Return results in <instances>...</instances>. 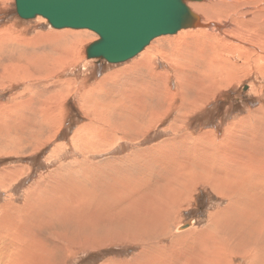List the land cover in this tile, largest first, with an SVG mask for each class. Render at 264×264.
Returning a JSON list of instances; mask_svg holds the SVG:
<instances>
[{
    "label": "rangeland",
    "instance_id": "obj_1",
    "mask_svg": "<svg viewBox=\"0 0 264 264\" xmlns=\"http://www.w3.org/2000/svg\"><path fill=\"white\" fill-rule=\"evenodd\" d=\"M196 2L202 3L203 0ZM259 4L255 1L252 2V6H259ZM252 6H248V8L252 9ZM241 11L242 9H239V12ZM199 16L202 18L200 14ZM220 21H222V17L217 21L218 24ZM245 23L244 21L243 26L246 28L254 27L251 23ZM257 23L259 24V22ZM221 28L219 31L222 32L227 29L226 26ZM63 29L51 27L47 20L41 16L23 19L15 11L14 0H0V35L3 38L6 34L10 40L6 41L7 43L0 42V99L13 98V105L16 103L25 108V155L13 154L12 157H0V169L7 166L10 170H19L23 173V176L19 180L17 178L14 185H12V181L16 176L9 174L10 178L13 177L12 180H8L11 184L9 187L11 196L0 194V206L5 202L10 203L8 214L11 217L7 220H11L12 223L17 219L14 216L22 215L23 217L18 219L14 226L0 228L1 231L10 233L0 235V252L6 253L4 243L1 242V239L6 238L10 242L9 245H5L6 247H10L11 244L12 247H17L12 249L15 257L17 256L16 252H23V248L29 254V250L35 247L32 252L37 255L38 264H134L138 262L135 260L138 256L139 258L143 256L145 260L151 258V264L160 262L169 264L171 261L181 262L180 264L186 262L205 264V259L211 258L208 250L212 251L213 247L218 245L221 247V255L212 257L210 264H215V261L216 264H259L256 255L260 254L262 259L264 258V235L257 237L255 232L251 233L250 228L239 229L235 225L236 222H233L241 220L235 205L247 208L250 206V199L253 198L243 194L257 191L252 185L246 187L247 184H244L241 188H233H238L233 195L228 191L221 195L217 189L220 182L215 185L193 180L190 177L183 181L186 187L177 186L182 181L177 182L176 179H173L177 183L172 184L173 193L171 191L168 193L162 187L163 177L171 172L163 168L166 163L165 165L158 163L157 166L149 165V167L155 168L148 170L150 177L146 176V169L137 173H125L129 174L130 179H125V181L130 186L141 184L142 186H139L141 188L137 189L149 191L150 196L147 198L151 203L146 199H143L142 202H135L143 208L146 206L154 210L147 212L149 215H144L146 218H150L146 219V222L151 223L144 225L141 229L149 230L150 234H143L137 238L133 228L139 226V223H135V221L142 214L136 208H134L136 212L129 209L125 212L114 213L118 209V205L115 200L111 199L112 186L105 185L106 187L103 188L95 186L100 181L103 184L108 183L109 179L103 181L101 176L92 178L93 174L86 178L83 175H88V173L84 174L82 171L78 172L79 178L71 177L73 170L80 166L73 165L70 160L74 157L77 159L83 157L70 154V150H67L66 154L60 155L62 160L60 157L59 159L54 157L60 151L64 152L69 146L74 148V145H70V136L79 126L88 122L82 114L88 116L102 114L100 111H94L97 106H94L95 104H92L91 100L99 102L103 107H114L119 112L125 110L120 113L123 116L138 113L139 117L150 111L144 107L145 105L156 102L158 104L157 116L165 115V117L157 126L155 125L156 129L149 133L143 144L132 143L133 146L144 148L156 139L160 141L177 133V135H182L184 131L179 130L182 123L187 127L190 124V129L197 131H193L192 136L197 137L200 134L210 136L211 139L205 141L207 151L216 152L220 149H227L229 152L239 153L241 158L250 157L253 164L247 163L246 169L253 171L255 168L260 173L263 172L261 175L264 182V40L249 37L238 42L224 37L221 33L223 42L226 45L229 44L230 47L218 46L217 54L207 44L201 45L194 42L184 45L181 53H177L169 38L184 32L180 29L174 34L161 35L157 38H162L160 40L162 43H157L151 49L149 61L143 58L133 64H131L132 60L112 64L103 59L96 61V58L86 57L87 46L98 38L96 33L86 29L87 34L82 38V43H79L75 39L76 37L70 34L75 30H68L71 32L62 34L65 31ZM262 29L264 31V26ZM14 37L17 42L22 43L17 44ZM35 41H40L39 46H33ZM74 42L75 44L72 46ZM150 42L153 44L155 40L152 39ZM234 44L238 45L233 48L231 45ZM65 48V51H69V48L72 49V55L68 53L69 55L66 57L65 54V56H61L57 52V50L62 51ZM163 55L166 56L165 60ZM173 55L179 56V66L173 63ZM131 65H141V67L138 68V72L134 73L130 72ZM149 67L152 68L148 69ZM108 69L112 73L105 72ZM154 70L156 74L162 73V75L159 78L156 77L153 74ZM133 74L138 77L145 76L142 77L144 80H136ZM121 78H131L139 90L132 94L130 91L128 92L129 95L135 94L134 96L137 97L134 99L136 113L132 111L135 107L130 105L129 99L119 98L123 95L121 91H124V89L120 91V86L117 84ZM118 83L120 84L121 81ZM156 83L157 86H155ZM164 83L170 89L163 90L166 86ZM91 93H95V96L90 101L88 100L90 104L82 102V99H88L87 96ZM107 94L110 98L105 97ZM113 95L117 98H112ZM169 98L173 99L172 106L165 108L164 100ZM119 102L121 104L123 102L126 107L118 105ZM43 109L45 112H51L48 122H44L41 115L44 112ZM53 109L56 111V118H54ZM105 112L111 113L109 110H105ZM254 114H257L256 118ZM112 117L105 118L113 119ZM92 118L96 120V118ZM128 119L131 118L128 117ZM171 122L176 128L174 133L166 129ZM112 123L115 124V122ZM114 124L105 122L89 124V126L94 125L95 127L89 128L87 131H84V126H81L82 144L85 145V141L105 143L106 136L102 131L103 127L109 125L116 127ZM59 125H61L60 129ZM56 129L58 130L57 136L51 138ZM212 130H214V134L211 135L209 131ZM155 132L157 133L155 134ZM38 133L45 138H37ZM86 133L92 136L83 135ZM119 136L121 135L119 134ZM129 136H135L133 130ZM37 142L42 145L36 146ZM189 143L188 137L177 140L175 144L178 148L176 150L181 151V149L189 147ZM126 144V142H121L120 145L128 149L129 146ZM35 147H40V149L32 152ZM125 151V149L122 150L125 154L130 150ZM124 153L121 156H124ZM175 158L177 157L175 156ZM177 159L180 162L175 163L174 167L181 165L182 158ZM59 162L62 163L61 170H56L54 173L53 170L58 167ZM83 166L86 167V165ZM142 167H145V163H142ZM217 169L222 171L225 176H229V171L238 168L232 170L228 166ZM50 171L58 179L53 187L67 196L78 194L77 197H71L74 199V203L61 201L62 203L59 202L56 206L55 203H46L48 199L53 198L46 193L54 194L53 187L49 188L50 184H54V178L44 179ZM186 173L189 175V171ZM218 173L213 174L214 177H220L221 175ZM135 174H138L140 179L136 178ZM155 174L157 179L154 178ZM190 174L194 175V171H191ZM65 175L70 177L65 180ZM104 175H106L105 178L109 177L107 173ZM85 182H92L94 185L89 186ZM143 186L144 188H142ZM69 191L71 193L66 194ZM124 193L135 199L136 196L133 194H137L138 190L132 195ZM98 199L107 202L110 209L107 205L100 206L102 204L98 202ZM86 200L92 202L86 203ZM109 200L112 201L109 202ZM163 201L165 203L162 204ZM119 202L121 201L119 200ZM124 205L130 207L132 204L127 202ZM66 206L72 209V212L67 211ZM89 206H91L90 209ZM98 206H100L98 210H95L98 215H95L94 209ZM59 207H63L62 209L66 212ZM52 208L54 212H52ZM158 208L161 209V212L155 213ZM22 209L25 211L23 212ZM100 210L103 212H99ZM35 214L42 217H37ZM51 216L55 217L51 218ZM84 216L95 218L90 225L87 224L85 227L81 225L75 229L73 226L69 227L71 226L69 224L66 226L59 224L60 222L66 223V217L69 219L72 217L73 220L74 217L84 219ZM112 216L116 218L112 219ZM81 218L78 220L82 223ZM53 220H56L55 225L47 223H51ZM250 222L251 220H249ZM183 225H185V229L178 230V227ZM132 237L137 239L134 240ZM97 241L100 244L96 247L91 244L83 245V243ZM8 251L11 253V249ZM193 254L195 256L199 254L200 257L196 258L195 263H190L193 262ZM0 264L15 263L4 262L0 257Z\"/></svg>",
    "mask_w": 264,
    "mask_h": 264
},
{
    "label": "bare ground",
    "instance_id": "obj_2",
    "mask_svg": "<svg viewBox=\"0 0 264 264\" xmlns=\"http://www.w3.org/2000/svg\"><path fill=\"white\" fill-rule=\"evenodd\" d=\"M200 1V0H199ZM255 1L259 4V6H252V2ZM187 5H189V7L191 8V10L193 11V13L198 17L197 19H195L190 28H186V29H181V31H184L182 33H179V35H176L175 37H172L171 39L169 38V40L172 41L173 45L175 46V51L177 53H181L180 51L182 50V47H184V45L188 44V43H196V44H201V45H204V44H207V46L213 50V51H216V54L218 53L217 52V49H218V46H223L224 48L225 47H230V45H226L222 39L223 37H221L220 35L223 34L224 37H227L229 39H233L235 41H238L240 42L241 40L244 41L245 39L249 38V37H252V38H255L257 40H264V31H263V26H264V0H203L202 3H197L196 1L194 2H187ZM248 6H252L253 8L252 9H249ZM239 9H242L241 12H239ZM244 9V10H243ZM199 14L202 16V18L199 16ZM222 17V21H220V24H218L219 22H217L220 18ZM212 19V20H207V19ZM218 18V19H217ZM206 19V21H205ZM44 21V20H42ZM215 21V22H213ZM226 21V22H225ZM244 21L246 23H251L254 25V27H250V28H246L245 26H243V23ZM217 22V23H216ZM240 22V23H239ZM242 22V24H241ZM259 22V24L257 23ZM245 23V24H246ZM223 26H226L227 29L224 30L223 32L222 31H219V29ZM251 26V25H250ZM222 29V28H221ZM220 29V30H221ZM63 30V33H70L68 30H75L74 32H71L70 34L73 35L74 37H76L75 39H77V42L79 43H82V38L85 37V34H87L85 32L86 29H72V28H64ZM180 31V32H181ZM222 33V34H221ZM1 34V32H0ZM41 34V33H39ZM4 35V34H3ZM6 35V34H5ZM2 38V36L0 35V42H4V43H7L6 41L9 40V36L6 35ZM45 36V34H44ZM43 36V37H44ZM41 37V36H40ZM160 37V36H158ZM158 37H155L153 38L155 40V42H153V44L150 42L147 46L144 47V49L139 53V57L140 59H146L147 61H149V58L151 57V49L154 48V46L157 44V43H162L160 40H162V38L160 39H157ZM20 38V37H19ZM14 40L16 39V37L13 38ZM39 39V38H38ZM13 40V41H14ZM45 40V39H44ZM10 41V40H9ZM95 41V40H94ZM222 41V42H221ZM12 42V41H11ZM15 42L17 44H20L22 42H17L15 40ZM40 42V41H39ZM38 41L36 42L35 41V45H33L34 47H37L39 46V43ZM76 42V41H75ZM75 42L72 44V46H74ZM42 43V42H41ZM92 43V42H91ZM90 43V44H91ZM24 44V43H23ZM89 44V45H90ZM27 44L25 43V46ZM89 45L87 46V49L89 47ZM238 44H234V45H231L233 48H235ZM32 47V46H31ZM222 47V48H223ZM180 49V50H179ZM65 49H62V51H58L61 56L62 55H66V57L69 55L68 53H72V49L69 48V51H65ZM71 51V52H70ZM219 51V50H218ZM55 52V51H54ZM224 52V51H223ZM11 53V52H10ZM76 54V53H75ZM26 52H25V56H26ZM64 55V56H65ZM72 55V54H71ZM176 56V57H174ZM86 57L87 58H90L87 56L86 54ZM173 58V63L176 65V66H179L180 65V59H179V56L177 55H173L172 56ZM61 58V57H60ZM71 59V58H70ZM139 59V60H140ZM163 59L165 60L166 59V56L164 57L163 55ZM171 59V60H172ZM55 60V59H53ZM170 60V61H171ZM32 64H35L33 62H31ZM134 63L133 61L131 62V64ZM166 63V62H165ZM169 63V62H168ZM172 63V62H170ZM58 65V64H56ZM26 66V65H25ZM180 68H182V66H180ZM5 71V70H4ZM133 71V70H132ZM164 73V72H163ZM156 77H160L162 75V73L160 74H154ZM161 80H163V78H160ZM167 82V81H166ZM5 83V82H4ZM0 84H1V81H0ZM166 84V83H164ZM165 88L167 89V84L165 86ZM165 90V89H164ZM166 91V90H165ZM126 92H128V90L126 89ZM60 94V93H59ZM156 94V93H155ZM58 95V94H57ZM56 95V96H57ZM67 95V94H66ZM71 95V94H70ZM94 96V93L92 95L91 93V97L90 95H88V99H83L84 102H88V100L90 101ZM125 96V99L126 98V94H124ZM61 97V96H60ZM63 97V95H62ZM92 101V104H95L94 106H97V108L95 109L96 111H98V108L101 107L102 105L99 104V102H93ZM122 101V100H121ZM60 102V101H58ZM63 102V101H62ZM129 102H131L129 100ZM134 102V100L132 101ZM90 104V103H88ZM119 104H121L119 102ZM118 104V105H119ZM115 105V104H114ZM167 105V104H166ZM3 106V105H2ZM121 106L123 108L126 107V105L122 102ZM59 107V106H58ZM169 107V106H167ZM131 108V107H130ZM171 108V106L169 107ZM104 108H102L103 110ZM183 109V108H182ZM132 110V108H131ZM49 111V110H48ZM117 111V110H116ZM133 111V110H132ZM125 112V111H124ZM47 115H49V117H51V112H46ZM106 113V112H105ZM120 113V112H119ZM133 113V112H132ZM53 114H54V110H53ZM153 115V113H150L149 116ZM159 115V114H158ZM257 116V114H255ZM148 116V115H147ZM148 116V117H149ZM94 118H96L97 120H101L103 117L100 116V114H96V115H93ZM48 118V116H47ZM162 118H164L162 116ZM44 119V122L47 120L45 115L43 117ZM122 119H125L124 117ZM126 123L123 125V123L121 124H115L116 126V129L118 130H122L123 132H129L131 133V128H129L130 125H132L135 130L136 128V125L138 124L136 122H133L131 119L127 120L125 119ZM1 123V121H0ZM106 123V122H105ZM137 123V124H135ZM51 124V123H50ZM135 124V125H133ZM89 128L93 129V126H84V131H87ZM57 130V129H56ZM54 131L57 133V131ZM211 133V132H210ZM81 135V134H79ZM83 135H90L89 133H86V134H83ZM212 135V133H211ZM51 137H54V135H52ZM203 138L207 139V138H210L209 135H203L201 137V141H203ZM211 139V138H210ZM105 142V140H104ZM86 144L89 145V143L87 141H85ZM23 145V144H22ZM204 145H202L200 148H202ZM25 148V147H24ZM184 152H180L179 155H176L177 158H182V161H181V165H178L176 167H174V170H172L169 174H167V176H164L163 177V188L165 189L164 191L165 192H168L170 193V191L173 193L174 191V187L172 186V184L174 183H177L178 181H182V182H179V184L177 186L179 187H186V185L183 183L184 180H188V178L190 179H193V180H200V181H205V183H213V184H218L220 182V185L218 184L217 186V189L219 190L220 194L221 193H226V191H228V193H232V195L234 194L235 190H237L238 188L236 189H233L235 187H242L244 184H247L246 187L252 185V187L257 190L253 193H244L243 195L245 196H250V198H253V199H250V206L247 208V207H241L240 205H235V209H236V212H238V214L241 216V220H238V221H233V222H236V226L239 228V229H244V228H250L251 229V233L253 234L254 232L256 233V236L257 237H261L264 235V182L262 180V175L261 172L258 170V169H255L253 171H250V170H247L246 169V166L248 164L245 165V163H243V161H241L240 159L237 158V156H239V154H235L233 152H229V150L227 149H220V150H217L216 152H209L206 151L205 153L203 154H199V155H196V158H197V161H196V168L197 167H200V168H203V169H197V170H190L188 168V166H191V156H190V153H189V150H183ZM158 157L157 158H154L159 164H162V165H165L166 162H163L164 161V156L158 152L157 153ZM185 157V159H184ZM189 158V159H188ZM250 160V158H249ZM248 160V161H249ZM247 161V160H246ZM247 161V162H248ZM250 162V161H249ZM191 165H190V164ZM252 163V162H251ZM178 164V163H177ZM216 165V170H207L206 166H210V165ZM154 165V164H153ZM161 165V166H162ZM188 165V166H187ZM230 167V168H238V169H233L234 171H229V176H225L224 173H222V171L218 170L217 168H225V167ZM163 167V166H162ZM163 168L166 169V166H164ZM249 168V166H248ZM251 169V168H249ZM95 170V176L98 174V175H101L103 174V172L99 169H94ZM80 170L76 171V170H73V172H79ZM186 171H189V175L186 173ZM191 171H194V175L193 174H190ZM200 171V172H199ZM16 172V171H15ZM82 172L84 174H87V173H91L92 170H89V169H84L82 170ZM148 172V170H147ZM216 172H219L218 175H221L220 177H214L213 174H215ZM58 173V172H57ZM56 173V174H57ZM149 173V172H148ZM228 173V172H227ZM14 175V177L17 175V173H12ZM258 174V175H257ZM60 175V174H59ZM188 175V176H186ZM250 175H252V177H250ZM60 176H63V175H60ZM68 176V175H66ZM65 176V177H66ZM106 176V175H105ZM151 176V175H150ZM156 176V175H155ZM89 177V175L86 176V178ZM8 179H13L10 178L9 176H7ZM54 178L53 181H54V184L57 183L58 179L56 177H52ZM67 178V177H66ZM74 178H76L74 176ZM96 178V177H95ZM112 179V178H111ZM173 179H176L177 182H174ZM66 180V179H65ZM78 180V179H77ZM175 180V181H176ZM194 183V182H193ZM54 184H51L50 185V189L54 186ZM96 184V183H95ZM86 185V184H85ZM132 186H135V187H132ZM128 185V182L126 181H121V182H118L116 186H112L111 187V194H113L111 196V199L112 200H115L118 205V209L116 211H114V213L118 212H125L126 210H133L134 212H136V209L138 210V212L140 214H142L139 218H137V220L135 221V223H139V226H137V228H133V232H134V235L139 238L141 237L143 234L144 235H147V234H150L149 230H141L142 227L151 222H146L147 220L146 219H150L149 217H145L144 215H149L147 212H152L154 211L153 208L152 209H149L147 208L146 206H141L139 203H136V202H142L143 199H146L149 203H151V201L147 198L148 196H150L149 194V191H142L141 189H137V188H141L139 187V185ZM175 186V185H174ZM87 188V187H86ZM144 188V186L142 187ZM85 189V188H84ZM233 189V190H232ZM55 187H53V192L54 194L52 193H46L48 194V196H52L53 198L51 199H48L46 201V203H55V206L56 204L61 201L63 202H67V203H74V199H72L71 197H77L78 194L76 193L74 196H67L65 195L64 193H62V191L60 190H57ZM138 190V193L137 194H133V192L137 191ZM141 190V191H139ZM225 190V191H224ZM232 190V191H231ZM91 192V191H90ZM124 192H127V193H130V195H134L136 196L135 199L131 196H128L126 195ZM178 192V190L176 191V193ZM71 193L70 191L67 192L66 194H69ZM238 193V192H237ZM45 194V196H46ZM182 194V193H181ZM42 195V194H41ZM223 195V194H221ZM67 196V197H65ZM122 196H127V197H122ZM85 197V196H84ZM255 197V198H254ZM158 195H157V200H158ZM102 205L100 206H109V209H110V205L107 203V202H104L100 199H98ZM112 200H109L112 201ZM119 200L121 202H119ZM43 201V200H42ZM90 200H86V203H88ZM106 201V200H105ZM136 201V202H135ZM39 202V201H38ZM92 202V201H90ZM129 203V204H132L130 207H127L124 205V203ZM135 202V203H133ZM62 203V202H61ZM165 203V201L162 202V204ZM114 203V205H116ZM172 204V203H171ZM54 205V204H53ZM87 205V204H85ZM120 205V206H119ZM167 205V204H166ZM170 205V204H169ZM10 206V203L9 202H5L2 206H0V228L2 227H5V226H9V225H16L18 219H20L21 217H23L22 215L21 216H14L16 217V221L14 223L11 222V220H7L9 219L11 216H9V211L10 209L8 208ZM50 206V205H49ZM64 206V205H63ZM96 207L94 209V213L96 212L95 210H98V208L100 207ZM67 207V206H66ZM65 207V208H66ZM88 207V206H87ZM91 206H89V209H90ZM57 208V207H56ZM61 207H59L60 209ZM63 208V207H62ZM61 208V209H62ZM68 208V207H67ZM136 208V209H134ZM53 209V208H52ZM92 211H93V208H91ZM23 212L25 211L24 209H22ZM49 210V209H48ZM64 210V209H62ZM61 210V211H62ZM72 209L68 208L67 211H71ZM115 210V209H114ZM158 210V211H157ZM156 212H161L160 208H158ZM21 211V210H20ZM60 211V210H59ZM60 211V212H61ZM76 211V210H75ZM90 211V210H89ZM91 211V213H93ZM107 211V210H106ZM39 212V211H38ZM52 212H54V209L52 210ZM64 212H66L64 210ZM72 212V211H71ZM74 212V211H73ZM78 212V211H77ZM76 212V213H77ZM80 212V210H79ZM99 212H103V210H100ZM105 212V211H104ZM51 213V212H50ZM89 213V212H88ZM87 213V214H88ZM98 213V212H97ZM113 213V214H114ZM40 214H43V213H40ZM81 214V213H80ZM107 214V213H106ZM104 214V215H106ZM38 216H41V215H38V214H35ZM74 215V214H73ZM95 215H98L95 213ZM102 216V215H101ZM42 217V216H41ZM55 217V216H54ZM51 216V218H54ZM70 217V215H69ZM82 217V216H81ZM81 217H78V218H81ZM85 217V216H84ZM96 217H100V216H96ZM50 218V219H51ZM77 217H74V219L72 220V217L71 219H69L68 217H66L65 221L66 223H59L61 224L62 226H66L67 224L71 225L69 227H72L75 229V228H78L81 227V225L83 227H85L87 224H91L93 222V216H86L84 219L81 218L82 223L79 222ZM87 218V219H86ZM116 217H113L112 216V219H115ZM52 220V219H51ZM57 220V219H56ZM56 220H53L51 223L50 222H47L49 223L50 225H55V221ZM62 220V219H61ZM60 220V221H61ZM249 220H251V222L249 223ZM37 221V220H36ZM41 221V219H40ZM50 221V220H49ZM65 221H62V222H65ZM35 222V221H34ZM39 222V221H37ZM254 223V224H253ZM18 226V225H17ZM16 226V227H17ZM46 227V225H45ZM19 229V228H18ZM185 229V225H183L182 227L179 226L178 227V230H183ZM77 230V229H76ZM1 231V230H0ZM243 231V230H242ZM77 232V231H76ZM140 233V234H139ZM238 233V232H236ZM4 235V234H10L9 232H5V231H1L0 232V235ZM73 235H76L74 233H72ZM242 235V234H241ZM16 236V235H15ZM114 237V236H113ZM136 237H132V239H137ZM242 237V236H241ZM146 238V237H145ZM144 238V239H145ZM10 240V239H9ZM12 240V239H11ZM14 241V240H13ZM1 242L4 243V249L6 250V253H3V252H0V257H1V260L2 261H11V262H14L15 264H30V262H32L31 264H38V261H37V255L35 253H33L32 251L35 249L34 248H31V250H29V254L28 252L25 251V248H23V252L19 253L16 252L15 255H17L16 257L13 255L14 253V247H12V244L10 245V247H6L5 245H9L10 242L5 238V239H1ZM21 242V241H20ZM17 243V242H16ZM30 243V242H29ZM87 244H91L93 247H96L97 245H99V241L97 242H91V243H83V245H87ZM39 245V244H38ZM82 245V244H81ZM29 246V245H28ZM27 246V247H28ZM151 247V246H150ZM234 248V247H233ZM2 249V248H1ZM11 249V253L10 250ZM13 249V250H12ZM245 249V248H244ZM210 251V256L211 258L212 257H218L221 255V247H219L218 245L214 246L212 251L211 250H208ZM5 252V251H4ZM26 252V253H25ZM243 254L246 255V253L244 251H242ZM194 255V254H193ZM257 256V260L259 262V264H264V258L262 259V256L260 254L256 255ZM27 257V258H26ZM200 257V255L198 254L197 256L194 255V257H192V261L193 262H190V263H195L197 261L196 258ZM260 257V258H259ZM26 258V259H25ZM138 258V259H137ZM211 258H206L205 259V264H210L211 262ZM135 260H138V262L134 263V264H151V258H145L142 256V258L139 256L135 258ZM140 260V261H139ZM30 261V262H29ZM144 261V262H142ZM180 261V260H179ZM131 263V262H130ZM180 264V263H177L175 261H171L169 262V264ZM108 264V263H106ZM158 264H167V263H164V262H160ZM185 264H189L188 262H186ZM215 264H216V261H215Z\"/></svg>",
    "mask_w": 264,
    "mask_h": 264
},
{
    "label": "crops",
    "instance_id": "obj_3",
    "mask_svg": "<svg viewBox=\"0 0 264 264\" xmlns=\"http://www.w3.org/2000/svg\"><path fill=\"white\" fill-rule=\"evenodd\" d=\"M140 59L139 54L137 56H135L132 59H129L127 61H134V63L136 61H138ZM96 61H98L99 59H95ZM133 64V63H132ZM125 67V66H124ZM141 67V65H131L132 70L130 72H138V68ZM87 68V67H86ZM85 68V69H86ZM152 67H149L148 69H150ZM83 69V68H81ZM110 69L106 70L105 72H108V74L112 73L109 72ZM155 70L153 72V74H155ZM133 77L136 80L142 81L144 80L143 78L145 76L142 77H138V75L133 74ZM150 77V76H149ZM151 78V77H150ZM152 79V78H151ZM101 81H103V79H101ZM121 81V83L119 84L118 82ZM117 82V84L120 86V91L121 89H124V91L121 93L123 95L119 96V98L121 99H125L124 94H126V98L129 99L131 101L130 105L134 106L135 109L133 110L134 113H136V105L134 104V102H132L134 99H137L136 96L133 95H129V91L131 92H139V90L137 89V86L133 83V81L131 80V78L126 79V78H121ZM128 86V87H127ZM157 86V83L156 85ZM126 89L128 90V92H126ZM166 90V88H163V90ZM167 89H170L167 86ZM106 91V90H105ZM105 94V93H104ZM93 95V93H92ZM95 96V93H94ZM93 96V97H94ZM91 97V95H90ZM106 98H110L107 95H105ZM112 98H117V96L113 95ZM104 99V97H103ZM82 102H84V100L82 99ZM172 102L173 99L169 98V99H165L164 100V106L165 108L167 106H172ZM13 103V98L9 97L7 99H0V157L1 156H8V157H12L13 154H18V156H23L25 155V108L22 107V105H18V104H12ZM88 103V102H86ZM119 104V103H118ZM167 104V105H166ZM3 105V106H2ZM121 105V104H119ZM130 107V106H129ZM145 108H148L150 111L152 112H148V114L142 115L139 117V114H133V115H128V116H123L122 114H120L121 112L125 111L122 110L120 111H116V109H114V107H99L97 112H101L102 114H100V116H102L103 118L99 121V120H95L92 117L93 116H88L86 114H82L85 119L88 120L87 123L82 124L81 126H89V124H94V123H98V122H106L107 124H114L112 122H115V124H121L123 123V125L126 123L125 119L129 120V118H131V120L133 122L138 121L136 125V128L134 130V128H131V130L134 131L135 136H129L131 133L129 132H123L122 130H118L116 129V127H112V126H108V127H103L104 130V136H106V142L105 143H95L93 141H87L89 143L85 145L82 144L83 141V136L81 134V126H79L74 132L73 134L70 136V145H74L73 147H68L65 149L64 152H59V154H57L54 158L55 159H59L60 155L62 154H66L67 150H70V154H74L75 155H82L83 158L81 159H77V158H72V160H70V162L73 165L76 166H80L79 168H75L76 171L80 170H84V169H89L92 170L91 173H88V175H92V178L94 177H98L101 176V179L107 180L109 179L107 182L103 184L102 181H100L98 183V185L96 184L95 186H99L100 188H103L105 185L108 186H116L118 182L121 181H125V179H130L128 176L129 174H125V173H129V172H139L142 170H151V169H155L153 167H149V165L154 164L155 166L158 165V162L154 159L157 158L158 155L157 153L160 152L165 158L163 162H166V170L172 171L174 170V164L179 163L180 161L175 158L176 155H179L180 152H184L183 150H189L190 156L192 158L191 160V166H188V168L190 170H197V169H203L200 167L196 168V155L199 154H203L205 153L207 150L205 148V141L206 140H210V138H203V141H201V137L203 134H200L197 137L192 136V132H197L196 130H191L190 129V124H188L189 127L185 126L184 123H182V127L179 130H183L184 133L182 135H177L174 134L173 136H167L166 139H161L159 140H155L152 144L148 145V146H144V148H140V146H133L132 143H141L143 144L144 141H146V138L149 136V133H151V131H153L155 128V125L157 126L159 124V122L161 121L162 116H157V108H158V104L152 103V104H147L144 106ZM102 108H104L102 110ZM113 108V109H111ZM54 110V109H53ZM105 110H109L111 113H105ZM44 111V109L42 110ZM96 111V110H94ZM140 111V110H138ZM40 112V111H39ZM118 115H115V114ZM150 113H153V115L149 116ZM130 114V113H129ZM41 115L44 117H46V121L48 122L49 120V115H47V113L44 111L41 113ZM54 118H56L57 114L56 111L54 110ZM149 117H148V116ZM255 115V114H254ZM253 115V116H254ZM48 116V118H47ZM109 116H113V119H106L105 117H109ZM251 116V115H250ZM252 116V117H253ZM117 117V120H116ZM125 119H122V118ZM165 117V115L163 116ZM134 118V119H133ZM256 118V115H255ZM174 119V117H173ZM112 121V122H111ZM114 124V125H115ZM133 124V125H135ZM179 124V123H177ZM171 125V126H170ZM93 127H95L94 125H92ZM61 125H59V129H60ZM167 131H171L174 133V130L176 129L175 126L173 125V122H171L168 126H167ZM58 133V130H56ZM178 131V129H177ZM212 131V134H214ZM121 136H119V134ZM200 132V131H199ZM57 133L54 132L53 135L54 137L57 136ZM157 132H155L156 134ZM81 134V135H79ZM91 135V134H90ZM99 135V134H98ZM116 135H118V137H116ZM92 136V135H91ZM51 137V138H54ZM189 138V147L181 149V151L176 150L177 145L175 144L177 140H180L182 138ZM200 137V138H199ZM37 138L39 139H44L45 136H42V134L38 133L37 134ZM197 138V139H196ZM196 139V140H195ZM121 142H126L127 146H129L128 149L123 148L120 144ZM23 144V145H22ZM36 146H41L42 143L37 142ZM202 145H204L202 148H200ZM180 146V145H179ZM181 147V146H180ZM40 147H35L32 149V152H35L37 150H39ZM75 149V151H73ZM130 150L128 153H124L122 152V150ZM125 151V152H126ZM209 152H215V151H210ZM125 154L124 156H121L122 154ZM234 153V152H233ZM20 154V155H19ZM236 154V153H235ZM239 154V153H238ZM99 155H101L99 157ZM112 155V156H111ZM115 156H117V158H115ZM238 159H240L241 161H243V163H245V165L248 164H253V160L250 157L247 158H241L240 155L237 156ZM250 158V160H249ZM185 159V157H184ZM189 159V158H188ZM60 160H62V158L60 157ZM248 162H247V161ZM252 162V163H251ZM142 163H145V167H142ZM83 165H86L83 166ZM61 166L62 163L59 162V165L56 169L53 170V172L55 173L56 170H61ZM216 165L212 164L210 166H206L207 170H216V168L213 169V167H215ZM96 168H99L103 174L101 175H96L95 176V170ZM232 170L234 168H231ZM12 173H17L16 177L13 179L12 181V185L15 184L17 178L19 180L20 177L23 176V173L19 172V170H16V172L12 169L10 170L7 166L2 167L0 169V194H4L6 196H11V191L9 189V187H11L10 183L8 182L7 176H9V174ZM105 173H107L109 175L108 178H105ZM136 178H139L138 174H135ZM150 175L149 173L146 172V176ZM156 175V174H155ZM154 178L157 179V175ZM47 177L44 179H49L52 178L54 175L51 173V171L49 172L48 175H46ZM66 176V175H65ZM64 176V179H68L70 176L71 177H76L79 178L78 172H72V174L69 176ZM83 176H87V175H83ZM82 176V177H83ZM159 177V176H158ZM112 178V179H111ZM152 178V177H151ZM12 180V179H11ZM86 184L90 185H94L92 182H85ZM51 185V184H50ZM55 185V184H54ZM129 185V184H128ZM139 186H142L141 184ZM50 187V186H49ZM106 187V186H105ZM39 192V190H37Z\"/></svg>",
    "mask_w": 264,
    "mask_h": 264
},
{
    "label": "water",
    "instance_id": "obj_4",
    "mask_svg": "<svg viewBox=\"0 0 264 264\" xmlns=\"http://www.w3.org/2000/svg\"><path fill=\"white\" fill-rule=\"evenodd\" d=\"M194 1L199 0H14V6L23 19L41 16L55 29L93 31L98 38L87 56L117 64L153 38L190 27L198 17L187 2Z\"/></svg>",
    "mask_w": 264,
    "mask_h": 264
}]
</instances>
